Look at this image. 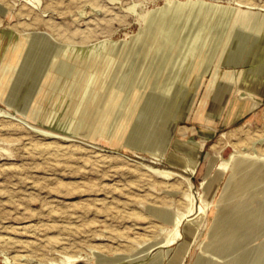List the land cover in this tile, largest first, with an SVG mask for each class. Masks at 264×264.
<instances>
[{
  "label": "rangeland",
  "instance_id": "rangeland-1",
  "mask_svg": "<svg viewBox=\"0 0 264 264\" xmlns=\"http://www.w3.org/2000/svg\"><path fill=\"white\" fill-rule=\"evenodd\" d=\"M167 1L0 0V110L11 113L0 112V264H150L156 259L150 253L139 261L129 259L169 234L173 222L160 218V210L186 211L192 193L196 213L208 178L206 197L214 190L215 199L183 264H264V158L241 155L264 154V37L235 34L240 15L264 13V0H246L252 8L240 0H171L199 2L198 8L217 9L229 20L206 66L194 73L199 76L196 89L159 126L166 143L161 158L151 152L156 137L149 149L129 142L137 127L136 119L126 118L131 93L139 87L132 84L133 76L117 73L112 79L115 72L103 70L111 77L105 95L104 79H92L95 67L85 78L89 63L71 74L67 67L49 74L56 60L51 43L64 48L63 56L107 51L137 36L148 14ZM37 52V60L12 88L13 73L4 71ZM135 57L146 64L143 55ZM164 73L163 67L155 69L147 86L155 87ZM33 92L38 103L33 95L27 96L30 104L19 103ZM120 95L125 100L116 102ZM48 142L71 150L46 148ZM234 152L240 155L225 169L224 159ZM172 157L183 163L194 159L197 171L184 170ZM161 170L175 174L169 177ZM225 191L234 199L237 226L214 240L217 203ZM185 226L170 254L162 248L158 264H170L188 242ZM90 255L78 262L67 259Z\"/></svg>",
  "mask_w": 264,
  "mask_h": 264
},
{
  "label": "bare ground",
  "instance_id": "bare-ground-1",
  "mask_svg": "<svg viewBox=\"0 0 264 264\" xmlns=\"http://www.w3.org/2000/svg\"><path fill=\"white\" fill-rule=\"evenodd\" d=\"M198 3L199 2H190L180 4L176 1L168 0L163 8L153 10L148 14L145 20L146 25L140 30L137 36L133 37L129 42L125 41L120 43L119 46H112L107 51L95 53V51L90 50L87 53L79 56L74 55L72 57L68 54L63 56L64 48L58 47L54 43H51L49 47L56 55V60L55 65L50 70L49 74L51 75L53 71L55 72L61 67H67L66 72L71 74L73 71L76 72L79 64L84 65V63H89V67L85 73V78L90 76L91 70H93L95 67L92 72L94 73L92 79H95L98 76L101 79H104L102 94L105 90V95L107 94V89H105V87L108 80L111 78L109 76L112 71L115 72L112 79H114V76L117 73L118 75H123L124 77L128 74L129 76H133L134 80H132V84L139 87L135 88V90L131 93V101L129 104L133 105L130 106L131 111L130 113L126 114V118L128 121L131 119H136L135 124L137 127L136 131H134L130 136L129 142L135 148L145 147L146 149H149L151 138L156 137L157 144L154 146L151 152L154 156L161 158L163 157L162 155L165 151L166 143L162 137V130L159 128V126L166 123L167 116L175 115L180 104L187 100L196 89L199 83V76H196L194 73L198 69L199 65H201V68L206 66L207 57L209 54L214 52L215 46H217L218 42L220 41V37L223 34V28L226 27L229 20L227 15L218 11L217 9L207 10L205 9V6H200V8H198ZM243 3L245 5L248 4L247 7L252 8V6L249 4L251 2L246 0H240L238 4L243 6ZM235 34L237 38L257 39L258 37L260 38L261 35L264 37V13L250 12L246 15H240L239 23L237 24V31ZM25 40L27 41V39ZM38 40L42 44L44 38L40 37ZM262 51L264 52V46H262ZM113 53H117L119 55L116 54V56H113L111 55ZM39 54H41V52L34 53L31 57H28L26 62L22 64L20 62H16L11 65L10 69H6L4 71L6 76L9 73H13V79L11 81V85L13 87H8L14 88L19 84L21 77L27 71L26 66H29L33 61H36ZM134 55L137 56L135 58H139L140 55H143V61H147L146 64H143L142 60L139 62H137V60H133L132 58ZM91 56L94 57V60L91 58ZM123 57H125V59H123ZM68 59L71 61V63H66V60ZM161 67L166 70V73H164L159 79L155 78V87L147 86L151 73L155 69ZM103 70H108L110 73L102 74ZM128 71H130V73ZM69 74L65 75V80L70 78ZM81 82L82 79L78 80V84L75 85L77 87V91L81 90ZM41 84L42 82L40 85ZM142 85L145 87L143 90L140 89ZM12 88L8 90V94ZM149 88L152 91L148 93L146 90ZM37 92L39 93V90ZM37 94H34V92L32 94L28 93L19 103L30 104L29 102L32 101H28L27 96L31 95L35 97L32 99H35L34 101L38 103V97L36 96ZM7 96V93L6 95L2 93V97ZM113 98L114 97L112 95L109 97L108 101H112ZM115 100L116 102L123 101L125 100V96H117V99ZM9 101L14 102L12 99H9ZM138 104H140V106ZM137 107L140 108V114L135 118ZM0 112L6 114L7 116H11L10 112H3L1 110ZM122 137L123 135L120 136V138ZM48 143L49 144L45 143L46 148H53L56 150H68V148H71L65 145L54 146L50 144V142ZM237 155H240V153L238 154L234 152L229 158H223L224 161L222 166L226 169L231 162H235ZM241 155L257 160L264 158V154L261 152L257 153L252 151H243ZM192 160L190 159L187 161L189 167L186 168L190 169L192 172H196L198 168V162L194 159ZM210 164L213 168L215 166V160L212 159ZM161 172L169 177L175 174V172L171 170H161ZM211 179L212 178H208L202 182L204 194L201 195L199 208L196 213L194 212V208L196 206L195 197L192 193H190L191 203L189 204V208L186 211H178L173 214L169 212L168 215L165 213V217L173 222V226L171 227L169 234L162 240L154 241L150 245H144L143 250L132 255L129 260L134 262L139 261L150 253L154 255V258H156L150 264H158V258L162 248L166 247L167 249L164 250L165 254H170L173 250L172 245L174 244V241L182 234L180 226L186 225L185 232L188 242L180 245L179 250L174 253L175 255L170 263L183 264L186 256L190 252L191 244L193 243L196 234L202 228V223L204 220L208 217L210 208L215 199L214 190L209 199L206 197L207 190L211 184ZM234 208L235 207H233V209ZM83 258L87 260L91 258V255L88 257L80 256V258L67 256V259L73 262H78ZM127 261L116 264H126ZM62 262L64 263L65 260Z\"/></svg>",
  "mask_w": 264,
  "mask_h": 264
},
{
  "label": "crops",
  "instance_id": "crops-1",
  "mask_svg": "<svg viewBox=\"0 0 264 264\" xmlns=\"http://www.w3.org/2000/svg\"><path fill=\"white\" fill-rule=\"evenodd\" d=\"M84 93H87V91L86 92H84ZM77 104H79V103H77ZM183 150V149H182ZM188 153H189V155L191 156L192 155V152L190 151H188ZM195 158L197 159L198 157L197 156H195ZM171 161L173 162V163H177V164H179V165H181L183 168H184V170H188L186 167H187V162H182L181 160H178L177 158H175V157H172L171 158ZM181 163V164H180ZM192 172V171H191ZM193 173V172H192ZM229 184V183H228ZM228 184H227V188H226V190H228ZM226 192V191H225ZM227 193L228 192H226V195L225 196H223V198L220 200H218V205H220V207H219V209H220V211H219V213L220 214H218V217H217V222L215 223V227H214V230L212 231V235H211V239H214V240H216V237L218 236V235H220V233L221 232H223V231H226V232H224L223 234H226V235H228V234H230L231 233V231L232 230H235L236 229V226H237V221H234V209H233V205L232 204H234V199H233V197H231V196H227ZM226 197V198H225ZM225 202H226V204H225ZM220 203V204H219ZM224 205V206H223ZM228 208H230V209H228ZM228 209V210H227ZM223 211V212H222ZM222 212V213H221ZM160 218H162V219H164L165 221H167L168 219L165 217V213L168 215V212L167 211H165V210H160ZM226 216V217H225ZM231 216V217H230ZM231 219V220H230ZM228 221V222H227ZM234 221V222H233ZM223 227H222V226ZM228 227V228H227Z\"/></svg>",
  "mask_w": 264,
  "mask_h": 264
}]
</instances>
